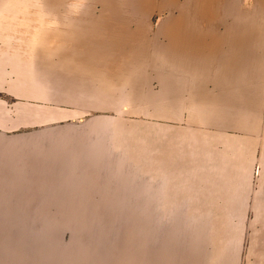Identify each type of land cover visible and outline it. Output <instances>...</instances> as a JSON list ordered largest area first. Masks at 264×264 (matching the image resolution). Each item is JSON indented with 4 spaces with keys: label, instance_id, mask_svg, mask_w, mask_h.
I'll return each mask as SVG.
<instances>
[{
    "label": "rangeland",
    "instance_id": "1",
    "mask_svg": "<svg viewBox=\"0 0 264 264\" xmlns=\"http://www.w3.org/2000/svg\"><path fill=\"white\" fill-rule=\"evenodd\" d=\"M21 1L30 9L59 7L65 13L77 1L79 13H92L93 9L96 15L102 13L90 0ZM175 1V7L151 9L135 23L158 34L161 23L187 6L186 0ZM137 3L145 2L127 4ZM76 38L105 40L102 29L87 30ZM127 38L114 37L121 43ZM108 51L100 50L112 59ZM113 69L109 68L111 75ZM157 69L148 65L142 71L143 88L156 96L149 99L128 98V85L112 76L107 86L118 90L103 105L79 98L82 90L93 92L95 88H73L78 98L68 102L50 98L49 82L45 87L11 84L5 89L0 105L12 116L8 135L22 149L39 151L50 160L43 161L46 165H29L36 168V176L60 184H96L100 178L107 182L106 195L101 196L107 200L79 203L78 211L73 212L99 216L0 217V264H135L140 250L143 258L150 252L152 264H215L217 254L222 253L227 262L233 258L240 264L249 262L247 249L252 238L264 235L260 230L264 225L261 147L251 149L241 131H215L213 125L218 121L212 123V129L186 137L199 130L198 123L188 122L185 116L183 120L163 116L164 99L158 96L162 87L154 74ZM71 85L84 86L78 81ZM58 161L68 164L58 165L60 169L75 168L79 175L62 171L51 179L39 173ZM148 190L153 199L150 207ZM10 198L11 206L1 209L48 208L29 202L19 206L15 201L40 199L41 194H12ZM56 204L58 213H71L68 203Z\"/></svg>",
    "mask_w": 264,
    "mask_h": 264
},
{
    "label": "crops",
    "instance_id": "2",
    "mask_svg": "<svg viewBox=\"0 0 264 264\" xmlns=\"http://www.w3.org/2000/svg\"><path fill=\"white\" fill-rule=\"evenodd\" d=\"M186 1L178 16L161 23L158 34H151L135 23L151 11L144 3L115 2L103 9L95 4L102 12L96 15L94 9L79 13L77 1L65 8V13L59 12V7L39 11L21 0H0V100L4 101L1 94L13 84L31 88L49 82L51 99L68 102L78 98L73 88L88 87L95 88L96 94L84 89L79 98L103 105L114 99L118 90L107 86L109 76L128 85V98L149 99L156 97L143 88L146 79L142 71L149 65L158 68L154 74L162 87L158 96L164 99L163 116L172 120L185 116L188 122L198 123L199 130L186 137L212 129V123L218 121L213 125L215 131L235 129L245 135L244 142L251 149L259 145L264 165V0ZM175 2L164 0L163 9L175 7ZM93 29H102L103 42L77 40V34ZM120 35L128 38L122 43L114 39ZM78 43L80 49H76ZM105 48L112 59L100 52ZM110 67L114 68L112 75ZM77 81L84 86L71 85ZM184 109L191 112L184 114ZM11 122V114L0 105V217L99 216L73 212L78 211L79 203L106 201L101 196L106 195L107 182L99 178L96 184H60L37 177L36 168L29 165H46L43 161L50 160L39 151L29 152L14 144L17 140L7 133ZM253 137L259 138V143ZM58 165L68 164L58 161L39 173L54 179L63 171ZM73 169L63 172L78 176ZM30 192L43 198L16 199L19 206L29 202L48 208L1 209L11 206L12 194ZM146 201L150 207L149 190ZM57 202L68 203L71 213H58ZM260 230L264 234V225ZM247 253V264H264V235L252 238ZM224 257L217 254L214 263L240 264L235 258L227 262ZM134 262L152 264L150 252L143 258L140 250Z\"/></svg>",
    "mask_w": 264,
    "mask_h": 264
},
{
    "label": "bare ground",
    "instance_id": "3",
    "mask_svg": "<svg viewBox=\"0 0 264 264\" xmlns=\"http://www.w3.org/2000/svg\"><path fill=\"white\" fill-rule=\"evenodd\" d=\"M90 1L92 3H95V4H101V9H103L104 7L109 5V3H112V2H118V3H122V4L131 3L132 1L138 2V0H90ZM140 1L145 2L144 5L147 9L155 10V9H163L164 8V0H140Z\"/></svg>",
    "mask_w": 264,
    "mask_h": 264
}]
</instances>
